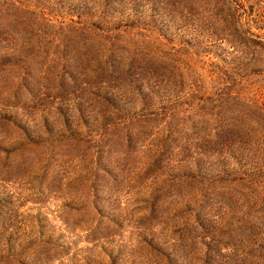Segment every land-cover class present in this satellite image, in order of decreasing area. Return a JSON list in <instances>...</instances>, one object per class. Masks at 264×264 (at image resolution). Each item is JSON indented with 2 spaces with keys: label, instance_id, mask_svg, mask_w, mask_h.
<instances>
[{
  "label": "rangeland",
  "instance_id": "374dc122",
  "mask_svg": "<svg viewBox=\"0 0 264 264\" xmlns=\"http://www.w3.org/2000/svg\"><path fill=\"white\" fill-rule=\"evenodd\" d=\"M222 2L0 0V264H264V0Z\"/></svg>",
  "mask_w": 264,
  "mask_h": 264
},
{
  "label": "trees",
  "instance_id": "16d2710c",
  "mask_svg": "<svg viewBox=\"0 0 264 264\" xmlns=\"http://www.w3.org/2000/svg\"><path fill=\"white\" fill-rule=\"evenodd\" d=\"M222 4L224 2H231V0H222ZM219 3V2H217ZM252 4L249 5V7L252 8ZM230 13V12H228ZM230 16V18H232L233 13L228 14ZM77 47L80 48L77 49V51H79L77 53V56H81V54L85 53L86 51H89L90 48L86 47V41L82 38L79 37L77 40ZM113 50H114V44H113ZM140 53V51H138ZM100 59L97 60V66H93V72H94V77H99L102 78L101 76H104L105 74H108L110 71H112L115 67H116V61L114 62V60H112V58H104L103 57H99ZM79 66V64L77 65V67ZM141 67V61H140V57L136 56V55H130L129 59L127 60V64H126V69L131 70L132 68H138ZM104 94V93H103ZM106 96L111 97L112 100H115V96L113 95H108V93H105ZM257 109H259L257 107ZM257 115H261L260 113H258ZM221 121L220 119L217 121V123L215 124L214 127V131L208 133L207 135L212 137L213 139H219L222 138L224 139L225 136L229 135L230 132V128L229 125L230 123H226L225 122V118L221 117ZM208 138V137H207ZM182 178V177H181ZM177 182V180H175V183ZM5 201H1L0 200V207L3 206L2 203H4ZM232 228V224L225 226L224 230L225 231H229ZM264 245V244H263ZM262 249V248H260Z\"/></svg>",
  "mask_w": 264,
  "mask_h": 264
}]
</instances>
